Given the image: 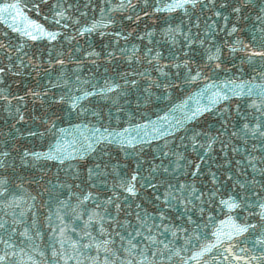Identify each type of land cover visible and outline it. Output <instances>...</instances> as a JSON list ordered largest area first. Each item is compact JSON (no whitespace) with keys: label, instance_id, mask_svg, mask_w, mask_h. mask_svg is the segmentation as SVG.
Returning a JSON list of instances; mask_svg holds the SVG:
<instances>
[{"label":"snow or ice","instance_id":"obj_1","mask_svg":"<svg viewBox=\"0 0 264 264\" xmlns=\"http://www.w3.org/2000/svg\"><path fill=\"white\" fill-rule=\"evenodd\" d=\"M42 6L52 29L25 15ZM89 8L100 18L81 24ZM156 13L158 28H131ZM0 22L17 33L0 34V111L15 121L0 132V264L46 255L45 194L50 264H264V0H5ZM39 40L46 59L26 51ZM25 69L46 83L21 95L8 78ZM27 98L40 114L21 132ZM25 133L52 142L18 144Z\"/></svg>","mask_w":264,"mask_h":264},{"label":"water","instance_id":"obj_2","mask_svg":"<svg viewBox=\"0 0 264 264\" xmlns=\"http://www.w3.org/2000/svg\"><path fill=\"white\" fill-rule=\"evenodd\" d=\"M5 2V0H0V3ZM7 2H14V0H7ZM54 0H49V6L51 5V3H53ZM83 2H86V0H83ZM95 3L99 4L100 0H94ZM152 3L155 2V0H151ZM88 14L86 17H82L81 18V24H86V23H91L93 20H98L100 18V12H99V8H89L88 10ZM25 15L28 16L29 20H33L38 24H42L44 25V27L52 29L53 25L50 23V19L46 20L45 16L46 15H50L48 13V6H42V10L40 13H37L35 10H31V9H26L25 10ZM167 15L166 13H156L155 15H152L150 17H143L142 20L139 22V25H132L131 28H135L137 32H143L146 27L147 29H151L153 27H159L160 21L162 20V18ZM178 15V13H177ZM16 23L19 26H23L24 25V21L22 20H17ZM251 24V20L249 21H241L240 23V27L241 28H245L247 29ZM71 31V30H70ZM4 32H8L9 33V37L12 38V42L16 43V37H17V33L12 32L7 25H5L3 22H0V34L4 33ZM241 36H246L247 35V31L240 33ZM159 39V37H157ZM224 36L223 34H221V39H223ZM108 38H105L104 42H107ZM92 42L97 46V50H99V46L101 44L100 38L98 36H94L92 38ZM55 43V42H54ZM81 44H84V40L81 39L80 41ZM124 42L121 41V44H123ZM131 43H136L139 44L140 42L137 41L135 39V34L130 38V44L129 47L131 46ZM146 43V41H145ZM60 44L63 45V48L65 50L68 49L69 45L67 44V42H65L63 40V38H61L60 40ZM60 44H57V50L60 49ZM51 49V45L46 41V40H39L36 42H30V46L26 49V51H29L30 53H43L44 58H47V53L48 51ZM225 51V55H228L227 53V49L224 50ZM244 56V53L242 52H237L236 54H234L233 56H230L229 59L232 61V63H235L236 65H240V61L241 58ZM229 67H231V64L228 65ZM45 67H47V65H45ZM112 66H109L110 70H111ZM244 70H245V78H247V74L251 71V69L249 68V66L247 64L243 65ZM122 70V69H121ZM29 69H25L24 70V74L22 76L19 77H13L10 76L8 78V83L11 84L12 86V91L13 92H18L19 94H23V91L25 89V87H34L36 84V81L39 80L41 84H45L46 83V79L41 76V77H36L35 73H33L32 75H29ZM104 71V66L102 65L100 68V73H103ZM233 71L235 72V69H233ZM85 72H87V69H85ZM221 78H223V74H221ZM35 108V111H33V109ZM40 114V108H39V102H35V105L32 101L31 98H27V104L26 107L24 108V115H25V122H20L16 125V127L21 129V132H25V129L27 127H29L30 125L33 124V121L31 120V117L33 115H39ZM6 114L3 113L2 111H0V132L3 133H7L9 132V125L12 123H15V121L8 119L7 124L5 123V119H6ZM60 126H67L66 124H62ZM13 135H17L14 131H13ZM51 137H47L44 139H29L26 137V133H25V137L24 138H18L17 143L20 145H24L30 148H34L38 151H45L47 150V146L49 143H51ZM50 167V172L48 174V178H54L55 174H56V167L52 164L49 165ZM25 175L30 176L31 173H25ZM27 187V185H26ZM35 185H33L32 189H29V191H32L33 194H35ZM48 200V196L47 194L44 195V197L38 202V207H40V217H39V226L41 228L42 231V236L41 237H37L35 239V243L39 245V249H43L46 252V255L44 257L39 256L38 251L36 253H33L34 258L38 261V264H50L51 262V249L49 248V245L52 243V232L50 230V228L48 227V221L45 219V217L48 214V207L45 206H41L44 204V202H46ZM55 210V204H53V211ZM226 216L223 213H219L217 214V219H216V226H220L219 225V221L220 220H225ZM254 222V221H253ZM52 223L53 225L58 224L59 222L55 219V216H53L52 218ZM212 231H215V227L210 226L208 229L205 230L206 234H207V239L208 240H212L214 239L211 236ZM21 237H17V240H21ZM241 241H244L246 239V237H240L239 238ZM201 242H206V241H201ZM243 246L249 247L251 248L252 246V241H251V237H247V243L244 244ZM58 247V245H57Z\"/></svg>","mask_w":264,"mask_h":264}]
</instances>
